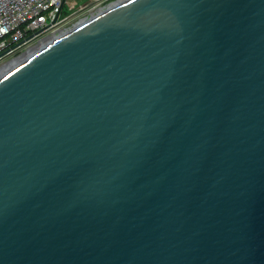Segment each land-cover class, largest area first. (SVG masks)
Returning <instances> with one entry per match:
<instances>
[{
	"label": "water",
	"instance_id": "obj_1",
	"mask_svg": "<svg viewBox=\"0 0 264 264\" xmlns=\"http://www.w3.org/2000/svg\"><path fill=\"white\" fill-rule=\"evenodd\" d=\"M1 68L0 264H264V0H123Z\"/></svg>",
	"mask_w": 264,
	"mask_h": 264
},
{
	"label": "built area",
	"instance_id": "obj_2",
	"mask_svg": "<svg viewBox=\"0 0 264 264\" xmlns=\"http://www.w3.org/2000/svg\"><path fill=\"white\" fill-rule=\"evenodd\" d=\"M120 1L93 0L63 15L69 0H0V67L50 37L71 30L92 11Z\"/></svg>",
	"mask_w": 264,
	"mask_h": 264
},
{
	"label": "bare ground",
	"instance_id": "obj_3",
	"mask_svg": "<svg viewBox=\"0 0 264 264\" xmlns=\"http://www.w3.org/2000/svg\"><path fill=\"white\" fill-rule=\"evenodd\" d=\"M101 10H102V8H101V9H98L97 11H93V12H91L87 17H85L84 19H82L80 23H82V22H84L85 20H87V19L93 17L94 15L98 14L99 11H101ZM59 35H60V34H57V35H55V36H52V37H50L49 39L45 40V41H44L43 43H41L40 45H38V46H36V47H32V48H30V49H29V50H28V51H27V52H26L21 58H19L18 60H13V61H11V62H8V63L4 64V65L2 66L1 69H3V68H9L10 66L13 65L14 62H18V61L22 60L23 58H25V57L28 56L29 54L33 53L34 51L38 50L40 47H42L43 45L47 44V43L50 42L53 38H55L56 36H59Z\"/></svg>",
	"mask_w": 264,
	"mask_h": 264
},
{
	"label": "rangeland",
	"instance_id": "obj_4",
	"mask_svg": "<svg viewBox=\"0 0 264 264\" xmlns=\"http://www.w3.org/2000/svg\"><path fill=\"white\" fill-rule=\"evenodd\" d=\"M69 1L70 2L65 6L63 15L70 14L75 10H77L78 8H80L81 6L89 4L93 0H69Z\"/></svg>",
	"mask_w": 264,
	"mask_h": 264
}]
</instances>
